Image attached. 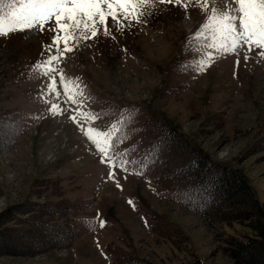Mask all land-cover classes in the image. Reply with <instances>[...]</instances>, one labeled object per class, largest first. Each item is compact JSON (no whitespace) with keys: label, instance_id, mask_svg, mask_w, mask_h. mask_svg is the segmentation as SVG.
Returning a JSON list of instances; mask_svg holds the SVG:
<instances>
[{"label":"rangeland","instance_id":"obj_1","mask_svg":"<svg viewBox=\"0 0 264 264\" xmlns=\"http://www.w3.org/2000/svg\"><path fill=\"white\" fill-rule=\"evenodd\" d=\"M0 6V21L5 25L12 23V13L27 10L25 0H11L6 6L1 2ZM223 6L224 0H181L180 4L152 0L140 22L123 21V31L109 18L110 34L105 35L101 26L97 37L70 41L73 51L50 65L56 71L48 75V69L36 67L54 52L45 51L54 35L47 25L43 31L26 29L0 35L1 106L46 118L57 104L56 116L67 112L80 120L82 128L111 131L110 125L117 119L101 115L100 109H108L111 103L120 108L142 103L175 124L211 159L239 169L264 207V147L258 144L264 139V59L253 52L245 61L246 45L234 54L218 52L206 43L212 35L206 29L200 40L192 39L207 23L211 9ZM197 53H211L215 59L200 71ZM61 77L78 86H70L68 93L76 103L68 100ZM53 79L59 96L47 87ZM90 113L100 116L85 118ZM51 121L43 120L36 131L22 135L19 144L0 151V211L27 196L40 200L30 194L34 180L58 172L74 174L63 184L66 195L95 196L89 215H96L112 236L125 238L112 237L115 242L147 260L163 264L198 257L204 264H233L224 248L225 236L234 234L246 241L254 235L247 219L213 220L157 196L154 189L164 184L152 182L155 174L123 172L110 161L102 163L103 157L86 136L74 140L71 119L64 118V125L58 119L53 125ZM55 125L63 126L58 135L50 133ZM64 131L75 150L66 153L63 149L59 155L63 137L54 136ZM110 169L112 183L108 182ZM148 220L156 225L155 230L147 229ZM167 221L180 232L159 231ZM89 238L90 234L84 236L74 251L62 247L33 255L0 254V264H110Z\"/></svg>","mask_w":264,"mask_h":264},{"label":"trees","instance_id":"obj_2","mask_svg":"<svg viewBox=\"0 0 264 264\" xmlns=\"http://www.w3.org/2000/svg\"><path fill=\"white\" fill-rule=\"evenodd\" d=\"M10 1L2 0V4L6 6ZM128 113L133 114V119L127 121L113 139L117 145L121 137L127 136L122 142L129 144L121 153L127 150L131 159L148 156V167L144 170L156 175L152 181L164 184L156 190L157 194L213 220L242 222L247 219L254 235L246 241L234 234L226 235L224 248L233 257V264H264V207L242 172L211 159L175 124L142 103L106 114L118 119L121 114ZM26 125L21 113L6 112L0 104V150H10ZM261 142H258L259 146L264 147V139ZM158 144L161 147L156 154L153 149ZM134 165L140 170L139 164ZM46 191L52 197L39 201L27 196L0 211V254L33 255L68 247L84 231L98 228L95 218L84 215L93 202L92 197L64 195L59 178L35 179L30 194L40 196ZM167 228L180 232L168 221L158 230L167 234ZM148 229L155 230L156 225L149 221ZM105 248L112 264H159L136 256L117 244H106ZM163 264L204 263L200 258L192 257L179 263Z\"/></svg>","mask_w":264,"mask_h":264},{"label":"snow or ice","instance_id":"obj_3","mask_svg":"<svg viewBox=\"0 0 264 264\" xmlns=\"http://www.w3.org/2000/svg\"><path fill=\"white\" fill-rule=\"evenodd\" d=\"M25 2L27 10L19 14L12 13L10 25H5L0 21V35H8L11 32L26 29L43 31L47 25V30L54 35L51 37V43L45 46V51L53 52L54 50V52L42 65H36V67L48 69L45 72V75H48L56 71L50 68V65L65 53L73 51L70 41L78 43L80 40L97 37L101 26L105 35L110 34L109 18L118 31H123L125 27L123 21H129V24L132 20L140 22V17L152 0H25ZM159 2L180 4L181 0H159ZM211 11L212 15L207 17V23L201 25V29L193 35L192 39L200 40L206 29L212 33L206 43L218 52L234 54L246 45L245 61L250 59L249 53L253 52L264 59V0H224L223 7H214ZM197 55L201 57L196 61V68L200 71H203L215 59L211 53H197ZM239 63L240 61L237 59L236 64L239 65ZM60 83L68 100L71 103H76L74 96L68 94L70 86H74V82L66 81L61 77ZM47 87L57 96L60 95L55 79ZM58 109L59 105L53 104L49 111L56 114ZM99 116V113H90L85 118L96 120ZM132 119V113L121 114L117 121L110 125L111 131L96 127L82 129L84 135L95 145L103 157L102 163L111 160L109 153L115 151L117 143L113 137L118 136L122 126ZM124 139H127V136L121 137V142ZM160 147L159 144L155 145L153 151L158 154ZM119 156L120 167L128 163L139 164L141 167L137 174L148 167L147 155L143 159H131L130 153L126 150L119 153ZM125 170L127 169L125 168ZM109 178H114V173L109 172ZM101 226H103V222Z\"/></svg>","mask_w":264,"mask_h":264},{"label":"crops","instance_id":"obj_4","mask_svg":"<svg viewBox=\"0 0 264 264\" xmlns=\"http://www.w3.org/2000/svg\"><path fill=\"white\" fill-rule=\"evenodd\" d=\"M20 146H21V145H20ZM20 146H19V148H20ZM80 243H83V240H82V237H81V236L78 237V238H76V240L74 241V245H76V247H78ZM74 245H73V247H74ZM73 247H72V248H69V249H70L71 251H74V250H73Z\"/></svg>","mask_w":264,"mask_h":264}]
</instances>
